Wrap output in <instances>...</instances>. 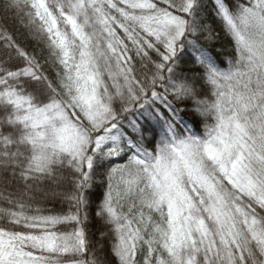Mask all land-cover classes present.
<instances>
[{"label":"snow or ice","instance_id":"1","mask_svg":"<svg viewBox=\"0 0 264 264\" xmlns=\"http://www.w3.org/2000/svg\"><path fill=\"white\" fill-rule=\"evenodd\" d=\"M0 264H264V0H0Z\"/></svg>","mask_w":264,"mask_h":264},{"label":"trees","instance_id":"2","mask_svg":"<svg viewBox=\"0 0 264 264\" xmlns=\"http://www.w3.org/2000/svg\"><path fill=\"white\" fill-rule=\"evenodd\" d=\"M226 51H231V49H230V48H228V47H227V45H226Z\"/></svg>","mask_w":264,"mask_h":264}]
</instances>
